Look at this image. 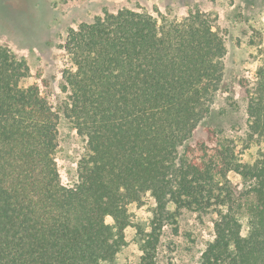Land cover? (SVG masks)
Instances as JSON below:
<instances>
[{
  "label": "trees",
  "instance_id": "obj_1",
  "mask_svg": "<svg viewBox=\"0 0 264 264\" xmlns=\"http://www.w3.org/2000/svg\"><path fill=\"white\" fill-rule=\"evenodd\" d=\"M214 22L125 8L81 24L62 46L72 67L59 94L41 73L24 86L26 60L0 46V264H117L127 206L146 194L155 206L149 231L137 230L138 264H157L162 228L181 211L212 216L197 264H264V59L241 96L258 147L243 162L233 126L214 122L231 87ZM65 122L82 148L68 185L57 164Z\"/></svg>",
  "mask_w": 264,
  "mask_h": 264
},
{
  "label": "rangeland",
  "instance_id": "obj_2",
  "mask_svg": "<svg viewBox=\"0 0 264 264\" xmlns=\"http://www.w3.org/2000/svg\"><path fill=\"white\" fill-rule=\"evenodd\" d=\"M125 8L143 10L154 16L168 11L178 21L190 11L212 14L216 32L225 47L226 77L231 84L228 92L217 95L214 122H225L227 128L230 124L233 126L231 134L238 142V158L243 162L252 161L258 147L249 146L244 134L246 117L241 96L244 87L254 82L255 72L264 59V0H0V46L26 60L30 74L22 82L24 86L38 82L34 78L41 73L55 77L52 88L59 94L61 73L72 67L62 48L67 32L76 30L81 24H91L105 13H116ZM49 101L54 105V97ZM229 104L234 106L233 110ZM225 110V118L218 115L219 111ZM59 132L61 144L57 164L62 184L68 185L67 171L74 167L82 148L70 124L63 123ZM228 179L233 186L241 188L238 175L229 173ZM154 206V200L148 194L127 206L129 226L124 231L125 246L117 254V264L139 263L142 253L137 230L149 231ZM211 217L181 211L176 223L165 224L157 250V264H197L205 244L212 238ZM237 218L242 224L241 235L245 236L247 218L243 206ZM105 221L111 223L110 218Z\"/></svg>",
  "mask_w": 264,
  "mask_h": 264
},
{
  "label": "water",
  "instance_id": "obj_3",
  "mask_svg": "<svg viewBox=\"0 0 264 264\" xmlns=\"http://www.w3.org/2000/svg\"><path fill=\"white\" fill-rule=\"evenodd\" d=\"M13 22V21H12Z\"/></svg>",
  "mask_w": 264,
  "mask_h": 264
}]
</instances>
